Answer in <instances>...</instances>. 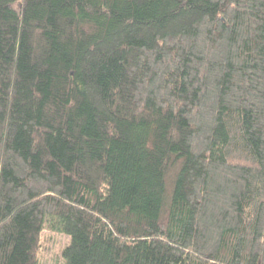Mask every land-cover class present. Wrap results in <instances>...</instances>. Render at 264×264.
<instances>
[{
	"label": "trees",
	"instance_id": "trees-1",
	"mask_svg": "<svg viewBox=\"0 0 264 264\" xmlns=\"http://www.w3.org/2000/svg\"><path fill=\"white\" fill-rule=\"evenodd\" d=\"M264 264V0H0V264Z\"/></svg>",
	"mask_w": 264,
	"mask_h": 264
},
{
	"label": "rangeland",
	"instance_id": "rangeland-1",
	"mask_svg": "<svg viewBox=\"0 0 264 264\" xmlns=\"http://www.w3.org/2000/svg\"><path fill=\"white\" fill-rule=\"evenodd\" d=\"M68 235L57 226V218L49 221L42 234L37 264H61V250L68 242Z\"/></svg>",
	"mask_w": 264,
	"mask_h": 264
}]
</instances>
